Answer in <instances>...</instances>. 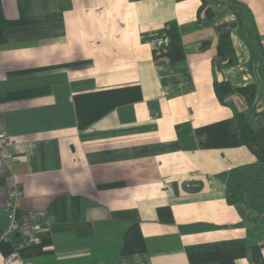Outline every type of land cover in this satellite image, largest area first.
<instances>
[{
  "label": "crops",
  "instance_id": "1",
  "mask_svg": "<svg viewBox=\"0 0 264 264\" xmlns=\"http://www.w3.org/2000/svg\"><path fill=\"white\" fill-rule=\"evenodd\" d=\"M215 82L263 118L264 0H0V264H264V162ZM14 183L37 245L7 236Z\"/></svg>",
  "mask_w": 264,
  "mask_h": 264
},
{
  "label": "trees",
  "instance_id": "2",
  "mask_svg": "<svg viewBox=\"0 0 264 264\" xmlns=\"http://www.w3.org/2000/svg\"><path fill=\"white\" fill-rule=\"evenodd\" d=\"M208 44L209 42H203L202 47L204 48ZM217 53L223 61H226L227 66L237 63L229 33L220 34L217 42ZM214 90L219 102L232 109V129L238 132L242 144L255 156L257 161L264 162V114H261L263 118H259V114L251 115L248 112L238 111L229 102L225 101L226 97L236 93L243 97L247 105H250L257 92L255 85L231 89L226 82H215Z\"/></svg>",
  "mask_w": 264,
  "mask_h": 264
},
{
  "label": "built area",
  "instance_id": "3",
  "mask_svg": "<svg viewBox=\"0 0 264 264\" xmlns=\"http://www.w3.org/2000/svg\"><path fill=\"white\" fill-rule=\"evenodd\" d=\"M8 143L6 134L0 132V170L3 171L10 170L14 161L12 155L6 149ZM29 145L30 148L34 147L33 143ZM22 196V189L17 183H14L7 192V202L5 204V211L9 220L7 236L10 234H18L23 239V242L17 247L39 244L42 228L49 227L51 223L43 211L29 212L18 219L16 216L17 204ZM9 260H17L18 264H32L21 260L16 251L10 255Z\"/></svg>",
  "mask_w": 264,
  "mask_h": 264
}]
</instances>
